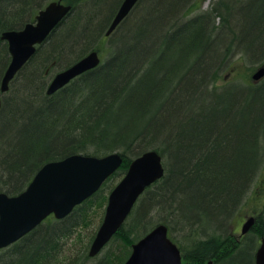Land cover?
Returning a JSON list of instances; mask_svg holds the SVG:
<instances>
[{
    "label": "trees",
    "instance_id": "trees-1",
    "mask_svg": "<svg viewBox=\"0 0 264 264\" xmlns=\"http://www.w3.org/2000/svg\"><path fill=\"white\" fill-rule=\"evenodd\" d=\"M68 1L72 11L5 95L11 55L2 34L46 5L0 1V191L17 195L45 163L76 153L119 151L124 161L70 215L49 216L0 249V264H64L77 229L106 206L131 161L149 149L164 157L163 178L100 255L89 254L95 230L78 257L68 258L72 264H123L133 243L159 223L187 264H257L264 210L240 241L227 223L250 199L264 205V79L241 91L236 78L220 80L224 72L264 65V0H213L207 9L205 0H140L109 37L122 0ZM91 50L104 54L103 63L49 95L51 66L65 63L64 70Z\"/></svg>",
    "mask_w": 264,
    "mask_h": 264
},
{
    "label": "water",
    "instance_id": "water-1",
    "mask_svg": "<svg viewBox=\"0 0 264 264\" xmlns=\"http://www.w3.org/2000/svg\"><path fill=\"white\" fill-rule=\"evenodd\" d=\"M138 1L124 0L107 35L115 30ZM71 9L72 5L60 0L52 1L40 10L34 22L21 29L3 32L1 38L8 42L11 55V62L2 79L3 93L9 90L11 81ZM100 61L97 51L89 53L58 72L51 80L47 93L54 94L78 76L96 68ZM263 76L264 67L255 73L254 78ZM122 163V155L115 152L103 157L73 154L45 163L23 192L17 195L0 192V249L22 239L50 215L57 219L67 217L76 206L93 196ZM164 175L162 156L157 150H148L133 159L126 174L109 194L104 218L90 245V256H97L104 249L125 223L141 195ZM255 221V216L247 219L243 234L252 229ZM183 261L182 250L170 237L169 227L160 224L133 244L124 264H183ZM256 263L264 264V237L256 253Z\"/></svg>",
    "mask_w": 264,
    "mask_h": 264
},
{
    "label": "rangeland",
    "instance_id": "rangeland-1",
    "mask_svg": "<svg viewBox=\"0 0 264 264\" xmlns=\"http://www.w3.org/2000/svg\"><path fill=\"white\" fill-rule=\"evenodd\" d=\"M41 0L40 3H44L43 5H47L51 0ZM118 0H110V3H117ZM211 1L213 0H205V2L203 3V7L204 9L206 8H209V5L211 3ZM108 12L105 13L104 15V18H106L108 16L107 14ZM35 17V15H34ZM33 17V18H34ZM31 18V17H30ZM65 65V63L63 64H58V65H52L50 69H52V73H54L55 75L60 72L61 68ZM241 69V72H242V75L247 78V75L250 74V73H253L255 70L253 67H246V66H242L240 67ZM253 69V70H252ZM60 70V71H59ZM54 75V76H55ZM239 76V73H235L234 76H231V75H227L226 72L223 73L222 75V78L220 80L221 83H225L226 81H231L233 79H237ZM53 79V78H52ZM51 79V80H52ZM248 79H246L247 81ZM250 82V79L248 80ZM238 90L237 91H241L244 87L243 85H241V83L238 84ZM242 88V89H240ZM2 94H6L5 93H2ZM3 99L2 95L0 96V100ZM1 105V103H0ZM166 162L168 164V160L166 159ZM119 182V181H118ZM262 188V186H260ZM258 190V189H257ZM255 193V192H254ZM255 196V194H254ZM258 196H261V193H258ZM264 204V202H263ZM107 205V204H106ZM106 206H100L90 217L89 221L82 225L81 227H79L77 229V233L75 235V237L73 238L72 240V244L70 245V247L68 248V254L66 255V260L64 261V264H68V263H71L72 264V261L73 259H68L69 257L71 256H74V259H76L78 256L77 254L80 253V250L83 251L85 248H86V245L89 244L90 242V239L92 237V233L95 232V230L97 231L100 223L102 222L103 218L102 216L104 217V210H105ZM257 208V212L256 213H253L254 212V209ZM260 211H259V210ZM264 210V205H258L255 204V199H250L248 201L247 204L244 205V207H242V210L239 211V213L233 218L232 222H231V229H232V233H234V237H237L241 231H242V225L243 223L245 222L246 219H248L250 216L252 215H255L257 218H258V221L260 220V212ZM102 218V220H101ZM257 221V222H258ZM254 231L256 229H253ZM257 231V230H256ZM253 231H250L248 234H251ZM260 239V238H259ZM76 257V258H75ZM91 261H87V263L90 264ZM183 264H187V260L184 259L183 261Z\"/></svg>",
    "mask_w": 264,
    "mask_h": 264
},
{
    "label": "bare ground",
    "instance_id": "bare-ground-1",
    "mask_svg": "<svg viewBox=\"0 0 264 264\" xmlns=\"http://www.w3.org/2000/svg\"><path fill=\"white\" fill-rule=\"evenodd\" d=\"M55 1H59V0H55ZM60 1H62V3H64V4H67V5H71L70 3H69V1L68 0H60ZM140 1V0H139ZM139 1L137 2V4L139 3ZM123 2H124V0H122L121 1V3H120V5H119V8H118V10L120 9V7H121V5L123 4ZM205 2V1H204ZM203 2V3H204ZM211 3H212V1H211ZM211 3H210V5H211ZM136 4V5H137ZM136 5L134 6V8L136 7ZM210 5H209V7H210ZM134 8L131 10V12L124 18V20L132 13V11L134 10ZM202 8L204 9V7L202 6ZM207 9V8H206ZM72 11V9L70 10V12ZM69 12V13H70ZM117 12L118 11H116V13H115V15L113 16V18L112 19H110V24H109V26H108V29H107V31L109 30V28H110V26H111V24H112V22H113V20H114V18H115V16L117 15ZM68 13V14H69ZM68 16V15H67ZM123 20V21H124ZM122 21V22H123ZM122 22L115 28V30L113 31V32H115L116 30H117V28L122 24ZM107 31H106V33H107ZM113 32L110 34V35H112L113 34ZM110 35H107L106 34V36L107 37H109ZM93 51H97L98 52V54H99V57H100V63H99V65L98 66H100L102 63H103V61L105 60V56H104V54L101 52V51H99V50H91L89 53H91V52H93ZM89 53H87L86 55H88ZM85 55V56H86ZM84 56V57H85ZM83 58V57H82ZM81 58V59H82ZM80 60V59H79ZM97 66V67H98ZM96 67V68H97ZM262 67H264V65L263 66H259V67H256V68H254V72L253 73H250V74H248L247 75V78H245L243 75H242V72H241V70L239 71V72H237V74L239 73V76H238V78L235 80L237 83H241V85H243V86H249V85H252L253 83H260L263 79H264V76L262 77V78H260V79H255L254 78V75H255V73L259 70V69H261ZM92 70V69H91ZM253 70V69H252ZM246 79H250V82L247 80L246 81ZM68 85V84H67ZM65 87V86H64ZM9 89H10V87H9ZM62 89V88H61ZM9 91V90H8ZM7 91V92H8ZM6 92V93H7ZM149 150H152V149H149ZM156 150V149H155ZM148 151V150H147ZM147 151H144L143 153H145V152H147ZM113 153V152H112ZM115 153H120L121 155H122V153L121 152H119V151H115ZM143 153H141V154H143ZM160 153V152H159ZM76 154H82V153H76ZM110 154V153H109ZM140 154V155H141ZM73 155V154H72ZM84 155H91V154H84ZM106 155H108V154H106ZM106 155H103V156H106ZM160 155L162 156V161H163V164H164V157H163V155L160 153ZM70 156V155H69ZM94 156H96V155H94ZM103 156H98V157H103ZM122 157H123V161H124V156L122 155ZM138 157V156H137ZM136 158V157H135ZM134 158V159H135ZM133 161V160H132ZM131 161V162H132ZM123 164V163H122ZM131 164V163H130ZM122 166V165H121ZM130 166V165H129ZM164 167H165V164H164ZM129 168V167H128ZM166 169V168H165ZM114 189V188H113ZM112 189V190H113ZM111 190V191H112ZM0 192H5V191H0ZM7 193V192H6ZM110 194V193H109ZM142 196V195H141ZM109 197V196H108ZM141 198V197H140ZM139 198V199H140ZM139 199H138V201H139ZM137 201V202H138ZM137 204V203H136ZM135 204V205H136ZM107 206V205H106ZM135 207V206H134ZM134 209V208H133ZM105 211H106V208H105ZM105 211H104V214H105ZM133 211V210H132ZM131 211V212H132ZM235 214L233 215V217H230L229 218V220H228V223L227 224H229V222H230V220H231V222H232V220H233V218L239 213V211L237 212V210H236V212H234ZM131 214V213H130ZM70 215V214H69ZM129 217V216H128ZM104 218V217H103ZM232 218V219H231ZM64 219V218H63ZM128 219V218H127ZM126 219V220H127ZM246 221H247V219L245 220V222L243 223V225H242V231H243V227H244V224L246 223ZM231 222H230V224H229V230H230V233H231V235H232V237H234V233H232V229H231V227H232V225H231ZM257 222V220L255 221V223ZM102 223V222H101ZM101 223H100V225H101ZM160 224H165V223H159V224H157V225H160ZM100 225H99V227H100ZM156 225V226H157ZM166 225V224H165ZM155 226V227H156ZM99 227H98V229H99ZM154 227V228H155ZM254 227V226H253ZM227 228H228V226H227ZM98 229H97V231H98ZM97 231H96V233H97ZM151 231V230H150ZM241 231V233L237 236V237H234L235 239H237L238 241H240L244 236H245V234H243V232ZM96 233H95V235H96ZM146 235V234H145ZM95 237V236H94ZM264 237V235H262L261 236V239H260V244H259V246L261 245V241H262V238ZM94 239V238H93ZM135 243V242H134ZM133 243V244H134ZM133 246V245H132ZM259 246H258V248H259ZM258 248H257V250H258ZM237 250V247L236 246H233L232 248H230V250H229V252H233V251H236ZM132 252V251H131ZM256 253H257V251H256ZM101 254V252L98 254V255H100ZM131 254V253H130ZM130 256V255H129ZM256 256V255H255ZM128 259V258H127ZM212 264L213 263V260H210L209 262H208V264ZM124 264V263H123Z\"/></svg>",
    "mask_w": 264,
    "mask_h": 264
},
{
    "label": "flooded vegetation",
    "instance_id": "flooded-vegetation-1",
    "mask_svg": "<svg viewBox=\"0 0 264 264\" xmlns=\"http://www.w3.org/2000/svg\"><path fill=\"white\" fill-rule=\"evenodd\" d=\"M52 1H55V0H52ZM52 1H50V2H52ZM50 2H49V3H50ZM49 3H48V4H49ZM48 4H47V5H48ZM47 5H46V6H47ZM46 6H45V7H46ZM45 7H44V8H45ZM42 9H43V8H42ZM42 9H40V10H42ZM40 10L38 11V13L40 12ZM38 13L35 15V17L32 19V21H29V22H34V21L36 20V16L38 15ZM29 22H27V23H29ZM27 23H26V24H27ZM26 24H25V25H26ZM25 25H24V26H25ZM24 26H23V27H24ZM23 27H22V28H23ZM20 29H21V28H20ZM29 61H30V60H29ZM29 61H28V62H29ZM21 70H22V69H21ZM16 76H17V75H16Z\"/></svg>",
    "mask_w": 264,
    "mask_h": 264
}]
</instances>
